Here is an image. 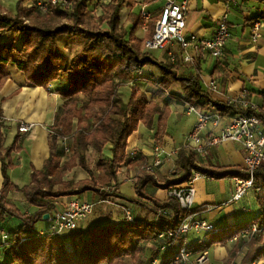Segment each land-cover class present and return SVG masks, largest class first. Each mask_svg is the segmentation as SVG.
Listing matches in <instances>:
<instances>
[{
  "label": "trees",
  "instance_id": "1",
  "mask_svg": "<svg viewBox=\"0 0 264 264\" xmlns=\"http://www.w3.org/2000/svg\"><path fill=\"white\" fill-rule=\"evenodd\" d=\"M90 1L70 0L66 10L52 8L44 15L26 8V0H18L15 12L0 3V91L14 68L25 75L31 86L49 91L51 85H56L55 93L64 101L51 127L50 155L43 169H33L32 182L23 188L16 187L9 177V170L15 167L12 154L22 151L23 138L18 132L12 144L6 145L8 126L2 109L6 100L0 104V161L4 178L0 221L12 218L20 222L12 235L5 233L7 240H1L0 264H133L131 261L146 264L144 243L158 241L161 249L159 236L169 229L178 230L189 215L177 199L169 197L162 201L149 195L148 184L169 191L187 183L193 172L217 181L249 176L235 166H204L197 162L192 149L184 147L178 157L181 170L162 182L148 173L139 177L135 184L137 198L122 196L111 187L120 167H129L134 162L126 149L128 139L140 125L159 130L165 125L170 115L166 102L162 104L166 99H182L203 113L253 116L264 125V90L259 94L263 105L258 108H242L215 99L203 89L198 76L181 74L176 65L158 60L144 48V40L137 36L144 24L141 8L138 14L130 15V27L123 26V11H133L137 0H111L105 6L99 0L103 8L98 17L89 9ZM154 28L155 24L149 23L147 38ZM63 35L85 38L81 51L71 59H65L59 47L58 39ZM151 67L158 69L161 76L145 75L144 70ZM174 85H179L182 96L170 93ZM125 87L130 89L127 103L124 91L120 94ZM108 144L112 145V156L101 160L94 173L88 167L86 153L90 148L102 152ZM77 167L88 178L80 181L67 178ZM255 184L262 188L256 192L260 215L250 222L219 226L217 232L208 233L206 244L190 249L202 253L213 245H225L254 225L264 229V166L255 173ZM12 191L21 193L37 211L21 213L8 200ZM88 192L103 200H125L145 209L153 219L135 216L133 222L79 227L60 236L37 232L38 223H48L44 217L57 210L58 200L79 198ZM246 248V264L264 260V235L250 238ZM176 253L161 262L165 264ZM153 259L150 258L151 262Z\"/></svg>",
  "mask_w": 264,
  "mask_h": 264
},
{
  "label": "crops",
  "instance_id": "2",
  "mask_svg": "<svg viewBox=\"0 0 264 264\" xmlns=\"http://www.w3.org/2000/svg\"><path fill=\"white\" fill-rule=\"evenodd\" d=\"M18 0H0V3L8 10L15 12L14 3ZM32 0H26L29 3ZM137 7L131 11L125 9L128 23L125 27H130V15L138 14L142 4L148 6V11L152 15L150 21L155 24L159 18L160 10L165 4V0H137ZM99 8V7H98ZM227 13L232 37L227 42L225 56L222 59H216L211 55L200 54L195 45H191L186 52L177 44H170L162 52L155 51L153 55L162 62H171L184 75L198 76L202 87L208 91L215 99L228 102L230 99L244 98L248 94L247 100L257 105H263L259 94L264 90V24L259 31V38L254 42L252 38L253 24L257 20H264V0H193L189 4V10L186 15V30L189 34L197 35L200 39L210 38L217 27L219 18ZM148 30L141 29V35L137 36L144 40L147 38ZM5 36L4 39H7ZM84 43V41L82 42ZM68 49L67 44L64 46ZM189 54L195 59V64H188L182 61V54ZM175 57V62L172 57ZM161 72L157 69H145L147 75ZM144 76V75H143ZM216 81L218 89L213 91L209 84ZM174 85L170 93L182 96L180 87ZM179 86V85H178ZM176 87V88H175ZM142 88V87H140ZM56 85H51L49 91L34 87L27 83L25 75L17 72L14 68L11 70V78L6 82L0 91V104L3 103L4 120L7 122L8 129L5 131L6 145L10 146L19 132V125L33 124L34 128L29 133L22 134L23 148L19 153L12 154V161L15 167L9 170L11 182L18 188H23L32 182L33 169L41 170L45 161L50 155V137L52 135L51 127L54 124L57 114L60 112L64 103L63 99L55 93ZM124 91L123 97L125 103L128 102L130 89L122 88L120 94ZM169 95V94H168ZM151 98V96L149 95ZM167 104L170 109V115L163 128H147L140 125L139 129L128 139L127 154L133 159V164L129 167L122 165L119 169L117 179L112 183V188L116 192L127 198H137L135 184L139 177L148 173L158 182L170 178L176 172H179L180 162L178 160L180 151L185 147V139L192 132L196 117L188 113V105L182 99H166L162 104ZM208 136L218 134L220 127L214 129L209 127ZM207 136V137H208ZM160 147L163 150L164 163L161 166L153 168L155 162V149ZM61 149V145H59ZM112 145L108 144L102 152L90 148L86 153L88 167L95 173L101 160L109 159L112 156ZM196 154V153H195ZM245 151L241 144L225 142L207 150L204 157L196 154L198 163L204 166H235L244 169ZM65 159H63L64 161ZM67 177H75L76 181L88 178L87 173L77 167L68 173ZM4 178L1 171L0 161V190L3 186ZM196 196L193 215L197 220H205L215 226L236 225L250 222L256 219L261 208L257 203L256 192L249 191L246 197H251L250 204H240V201H232L236 191V179L226 178L223 180H212L202 176L195 184ZM146 192L159 200L169 198L168 190H162L151 183L147 185ZM84 201L95 204V207L103 208L99 215L114 224H123L126 221L124 209L131 207L137 209L135 216L151 220L153 216L140 207H137L125 200L110 198L103 200L99 196L88 192L79 197ZM8 200L24 214H33L37 208L30 205L25 197L16 191L8 194ZM71 198H62L58 200L57 210L64 209ZM217 202H222L218 205ZM122 207V209H120ZM134 212V211H133ZM254 213L250 219L247 215ZM97 216V215H96ZM102 219L97 216L94 224L83 222L80 226L88 229L100 225ZM103 223L102 225L106 224ZM43 223L37 227L40 235L50 233V224ZM111 223V224H113ZM3 226V227H2ZM9 226V228H8ZM20 226L16 219L8 218L0 221V243L4 233L12 235L13 230ZM12 231V232H11ZM208 233L190 232L186 235L187 246H193V250L198 245L206 244L209 240ZM237 237V236H236ZM236 237L228 241L225 245H213L207 251L209 254L206 264H246L244 259L247 254L246 239ZM184 240L170 251L160 249L159 242L144 243L146 248V264H150V258L163 260L179 251ZM192 256L186 264H197L196 258L201 254L193 251ZM153 259V260H155ZM252 264H264V260Z\"/></svg>",
  "mask_w": 264,
  "mask_h": 264
},
{
  "label": "built area",
  "instance_id": "3",
  "mask_svg": "<svg viewBox=\"0 0 264 264\" xmlns=\"http://www.w3.org/2000/svg\"><path fill=\"white\" fill-rule=\"evenodd\" d=\"M111 0H100V3L106 5ZM193 0H165V4L160 10L159 18L155 22L154 32L151 37L146 38L144 47L147 51L155 52L164 50L170 44L179 45L184 52L195 45L198 52L203 55H211L216 59H222L225 56V48L227 42L232 37L228 14H223L217 21V27L214 34L207 39H200L197 35L189 34L186 30V15L189 10V4ZM26 8L35 9L39 14L44 15L50 9L66 10L70 7V0H32L31 3L25 4ZM141 19L143 20V28L149 30V23L152 15L148 11V6L141 7ZM264 24V20L256 21L253 24L252 40L256 42L259 38V31ZM172 61L175 62L173 56ZM182 61L188 64H195V59L189 54H182ZM209 87L215 91L218 89L216 81H211ZM248 94H244V98L230 99L228 102L238 107L258 108L257 105L250 103ZM188 113L194 114L196 124L192 132L185 139V147L192 149L197 156L204 157L207 150L225 142L241 144L245 151L244 170L248 172L247 179H236V191L232 201L242 200L250 190L255 192L262 191V188L255 184V173L264 166V125L261 120L256 117L246 116H221L218 113H203L197 108L188 106ZM214 129L220 127L218 134L208 136L209 127ZM33 124H21L19 132L22 134L29 133L33 130ZM53 134V133H52ZM208 136V137H207ZM66 139H64V142ZM66 153L69 150L66 148ZM163 150L160 147L155 149V162L153 168L161 166L164 163ZM203 175L193 172L190 180L184 186L183 184L172 188L168 191L169 197L178 200L182 209L189 213L188 217L182 223L178 230H167L159 236L161 241V250H172L182 239L183 245L179 251L172 256L165 264H186L193 252L187 246L186 235L190 232L195 233H213L218 228L205 220H197L193 215L196 182ZM95 211V204L84 201L78 197L71 199L67 206L62 210H56L51 216L49 215L48 223L50 224V233L53 235H65L77 230L80 225L85 222ZM127 222H133L135 215L131 207L124 209ZM264 235V229L258 226H252L250 229L244 230L236 237L243 238L248 241L252 237ZM7 234H3L2 239L7 240ZM208 251L202 252L197 258V264H206L208 262ZM151 264H164L159 259H155Z\"/></svg>",
  "mask_w": 264,
  "mask_h": 264
},
{
  "label": "rangeland",
  "instance_id": "4",
  "mask_svg": "<svg viewBox=\"0 0 264 264\" xmlns=\"http://www.w3.org/2000/svg\"><path fill=\"white\" fill-rule=\"evenodd\" d=\"M99 0H91L90 1V5H89V9L91 10V12H93L94 13V15H95V17H98L99 15H101L102 14V8H103V6H105V5H99V2H98ZM30 3H31V1H30ZM16 4V5H15ZM25 4H26V2H25ZM25 4H24V6H25ZM13 5H15V7L14 8H17V5H18V1H16V3H14ZM99 7V8H98ZM122 18H123V26L125 27L126 25H127V23H128V19H127V13H126V11H123V13H122ZM139 35H141V28H139L138 29V32H137ZM23 38V37H22ZM83 41H85V38L84 37H74V36H69V35H63V36H61V37H59V39H58V43H59V47H60V49L62 50V52H63V54H64V58L65 59H67L68 57H69V59H71L72 57H74L76 54H78L80 51H81V49H82V47H83V45H84V43H82ZM144 41H145V39H144ZM65 44H67V46H68V49H66L64 46H65ZM145 48V47H144ZM160 52H162L163 50H159ZM155 53H158V52H155ZM148 67H150V66H148ZM151 68H153V67H151ZM15 70V69H14ZM158 70V69H157ZM159 71V70H158ZM176 87H178L179 88V86L177 85ZM175 87V88H176ZM124 95H125V93H124ZM257 106H259V107H261V105L260 104H258L257 103ZM65 145V144H64ZM61 149H63V145L61 146ZM71 156V154H69V155H67V156H65L64 157V159L66 160L68 157H70ZM68 178V177H67ZM69 178H71V177H69ZM184 186L186 185V183H184L183 184ZM250 191H252V190H250ZM136 192V191H135ZM250 198L251 197H244L243 199H242V201L240 202V204H245V203H248V204H250V202H251V200H250ZM218 203V205H221V203L222 202H217ZM102 207V206H101ZM101 207H95V211H94V213L86 220V224L87 223H89V224H91V225H93L94 224V221H95V219L97 218V216H99V218L100 219H102L101 220V222H100V225H102L103 223H105V221H107L106 223L107 224H111V223H113V221H111V220H108V219H106L105 217H103V216H100L99 215V211L102 209V212H104V210H103V208H101ZM120 209H122V207H120ZM133 213H136V212H138V210L137 209H133ZM97 215V216H96ZM254 215H256V214H254L253 212L252 213H250V214H248L247 215V218L248 217H250V219H252L253 217H254ZM45 223V222H44ZM42 224L43 223H38V225H37V227H39L40 228V226H42ZM114 224V223H113ZM105 225V224H104ZM3 227V226H2ZM8 228H9V226H8ZM80 228H81V226H80ZM10 229V228H9ZM83 229V228H82ZM248 242V241H247ZM129 263H133V264H136V262L135 261H131V262H129ZM151 264V263H150Z\"/></svg>",
  "mask_w": 264,
  "mask_h": 264
},
{
  "label": "water",
  "instance_id": "5",
  "mask_svg": "<svg viewBox=\"0 0 264 264\" xmlns=\"http://www.w3.org/2000/svg\"><path fill=\"white\" fill-rule=\"evenodd\" d=\"M48 219H49V215H46V216L44 217V220H45V221H48Z\"/></svg>",
  "mask_w": 264,
  "mask_h": 264
}]
</instances>
